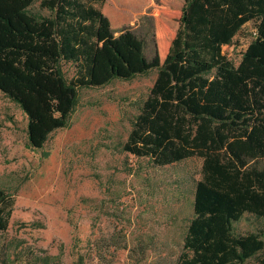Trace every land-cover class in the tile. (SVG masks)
I'll list each match as a JSON object with an SVG mask.
<instances>
[{
  "label": "trees",
  "instance_id": "16d2710c",
  "mask_svg": "<svg viewBox=\"0 0 264 264\" xmlns=\"http://www.w3.org/2000/svg\"><path fill=\"white\" fill-rule=\"evenodd\" d=\"M104 2L0 0V91L28 117L29 147L41 150L54 131L72 126L81 90L155 70L120 151L156 167L204 160L175 264H264V230L243 234L235 226L246 214L264 219V166L255 164L264 159V0H184L180 9L159 0L152 59L134 32L115 35L98 7ZM249 23L238 64L224 48ZM14 210L15 193L0 186L2 232ZM108 242L106 250L129 248L117 237ZM56 259L37 255L30 264Z\"/></svg>",
  "mask_w": 264,
  "mask_h": 264
},
{
  "label": "rangeland",
  "instance_id": "374dc122",
  "mask_svg": "<svg viewBox=\"0 0 264 264\" xmlns=\"http://www.w3.org/2000/svg\"><path fill=\"white\" fill-rule=\"evenodd\" d=\"M158 1L105 0L98 7L115 35L134 32L152 59L156 24L162 18ZM165 1L176 9L184 3ZM123 7H132L137 15L117 19ZM35 10L50 15L39 4ZM252 28L253 23L246 24L233 46L224 48L238 64ZM64 68L74 75L71 64ZM157 76L153 70L132 81L81 90L72 126L54 131L41 150L29 147L22 108L0 91V186L15 193L10 226L0 230V264L7 257L8 264H30L47 254L57 256L52 264L176 263L194 215L195 184L202 179L204 160L194 157L156 167L147 158L120 151ZM255 164L264 166V159ZM235 226L243 234L262 232L264 219L246 214ZM112 237L129 248L106 250Z\"/></svg>",
  "mask_w": 264,
  "mask_h": 264
},
{
  "label": "bare ground",
  "instance_id": "6f19581e",
  "mask_svg": "<svg viewBox=\"0 0 264 264\" xmlns=\"http://www.w3.org/2000/svg\"><path fill=\"white\" fill-rule=\"evenodd\" d=\"M123 8H125V10L123 9ZM122 9H120V11L121 12H116V11H114V12H116L117 14H118V16L119 17H116L117 19H121V20H123V16L122 15H124V18H126V16L127 15H129L128 16V18H131L132 16H134V15H137V13H136V11L134 10V9H132V7H128V8H126V7H123Z\"/></svg>",
  "mask_w": 264,
  "mask_h": 264
}]
</instances>
